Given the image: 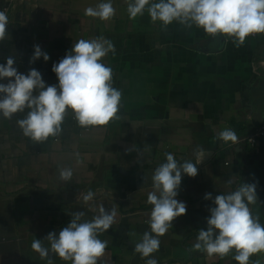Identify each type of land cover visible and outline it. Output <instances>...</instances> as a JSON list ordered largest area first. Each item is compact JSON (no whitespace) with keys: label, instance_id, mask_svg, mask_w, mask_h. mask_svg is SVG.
Segmentation results:
<instances>
[{"label":"crops","instance_id":"1","mask_svg":"<svg viewBox=\"0 0 264 264\" xmlns=\"http://www.w3.org/2000/svg\"><path fill=\"white\" fill-rule=\"evenodd\" d=\"M101 2L106 0H0V10L11 7L0 63L12 56L19 73L35 68L46 86L57 85L53 64L79 39L104 37L115 53L102 62L112 68L113 87L122 93L119 119L81 127L69 110L62 131L43 143L19 128L26 113L0 117V264H47L32 241L50 247L43 240L49 232L58 234L73 212L83 211L91 220L100 205L114 207L117 216L99 235L108 241L99 264H146L148 258L134 247L150 231V178L166 153L179 163L198 164V174H182L177 199L187 212L159 237V250L150 258L158 264H238L234 252L209 257L193 245L214 206L205 194L214 199L244 182L257 183L258 200L250 209L264 225V142L254 151L216 138L226 128L244 138L264 122V35L237 47L232 38L212 37L195 26L173 22L165 28L147 10L130 19L128 0H111L116 11L109 21L85 15ZM36 45L48 61L30 63ZM66 168L73 171L68 182L60 179ZM89 190L95 196L85 203ZM50 258L71 264L55 254ZM257 259L264 264V253L252 256L250 264Z\"/></svg>","mask_w":264,"mask_h":264},{"label":"clouds","instance_id":"2","mask_svg":"<svg viewBox=\"0 0 264 264\" xmlns=\"http://www.w3.org/2000/svg\"><path fill=\"white\" fill-rule=\"evenodd\" d=\"M145 10L153 23L159 21L165 28L173 22L187 28L195 26L212 37H230L237 47L251 35L264 34V0H128L130 19L143 16ZM115 11L111 0H106L86 8L85 15L109 21ZM8 24L7 14L0 11V41L9 35ZM110 52L115 53L114 44L104 37L79 39L52 66L58 84L47 86L35 68L27 74L19 73L14 66L15 58L9 56L6 63H0V80L8 81L0 83V117L11 120L17 113H26L17 124L24 136L37 143L62 131L69 110L81 127L106 126L119 119L122 93L113 87L112 68L102 62ZM41 57L44 61L50 59L39 45L34 46L30 63ZM216 138L238 143L236 132L230 128L218 132ZM197 165L187 160L179 163L172 153H166V162L154 169L150 178L152 191L147 195V203L152 205L150 231H145L134 247L141 258H148L146 264H158L150 257L159 250V237L173 227L176 218L186 214V204L177 196L182 174L194 178L198 174ZM72 177V169L60 170L62 181H71ZM94 196L89 190L83 201L88 203ZM204 199L212 200L214 206L209 208L206 229L198 231L193 250L221 259L234 252L238 264H250L252 256L264 253V225L250 209L258 200L257 183L244 182L236 190L216 195L214 199L211 193H206ZM116 216L114 207L106 210L103 205L91 220L84 219L83 211L73 212L67 226L58 234L49 232L43 239L50 247L34 239L31 248L47 264H53L50 253L71 264H99L108 246V241L101 240L99 235L112 227ZM252 264L261 261L257 259Z\"/></svg>","mask_w":264,"mask_h":264},{"label":"built area","instance_id":"3","mask_svg":"<svg viewBox=\"0 0 264 264\" xmlns=\"http://www.w3.org/2000/svg\"><path fill=\"white\" fill-rule=\"evenodd\" d=\"M0 11H4L8 16V20H9L8 29H7V31H8L10 28V24H11V7H10V4L8 3V4L4 5ZM263 35L264 34H254V35L249 36L246 40L260 38ZM73 119L76 121L75 117H73ZM262 142H264V122L258 129H256V131L254 133H252V134H250L244 138H239L238 143H236V144L243 143V144L247 145L248 148H250L254 151H258Z\"/></svg>","mask_w":264,"mask_h":264}]
</instances>
